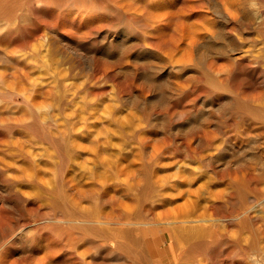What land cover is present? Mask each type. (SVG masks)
<instances>
[{"label": "rangeland", "instance_id": "1", "mask_svg": "<svg viewBox=\"0 0 264 264\" xmlns=\"http://www.w3.org/2000/svg\"><path fill=\"white\" fill-rule=\"evenodd\" d=\"M0 264H264V0H0Z\"/></svg>", "mask_w": 264, "mask_h": 264}, {"label": "bare ground", "instance_id": "2", "mask_svg": "<svg viewBox=\"0 0 264 264\" xmlns=\"http://www.w3.org/2000/svg\"><path fill=\"white\" fill-rule=\"evenodd\" d=\"M227 9H228V7H227ZM231 9H232V8H231ZM152 12H153V11H152ZM169 12H170V11H169ZM166 13H167V12H166ZM156 15H157V13H156ZM169 16H170V15H169ZM173 17H174V16H173ZM169 18H170V17H169ZM173 19H174V18H173ZM184 25H185V24H184ZM184 31H185V30H184ZM191 31H192V30H191ZM186 32H187V31H186ZM200 32H202V31H200ZM187 33H188V32H187ZM68 34H69V33H68ZM68 34H67V35H68ZM190 34H191V33H190ZM178 35H179V34H178ZM209 35H210V34H209ZM201 36H202V35H200L199 32H197V31L195 32V31H194V33H193V35H192V38L194 37V38H193V41H196V43L199 42V41H197V40H198ZM203 36H204V34H203ZM203 36H202V37H203ZM186 37H187V36H186ZM209 37H212V35H210ZM209 37L207 36V38H209ZM174 40H175V39H174ZM191 41H192V40H191ZM197 44H198V43H197ZM255 204H256V203H255ZM247 209H250V208H247ZM243 210H244V209H243ZM240 212L242 213V211H240ZM240 212H239V213H240ZM188 218H189V220H190V217H188ZM76 219H77V217H76V218H74V217H68V218H67V220H76ZM174 219H175V218H173V220H174ZM196 219H197V218H196ZM200 219H202V218H200ZM79 220L81 221V220H84V219H79ZM176 220H177V219H176ZM180 220H181V218L179 219V221H180ZM185 220H187V219L184 218V219H182L181 221H185ZM191 220H192V219H191ZM101 221H103V220H101ZM174 221H175V220H174ZM138 223H145V221H139ZM1 260H2V259H1Z\"/></svg>", "mask_w": 264, "mask_h": 264}]
</instances>
